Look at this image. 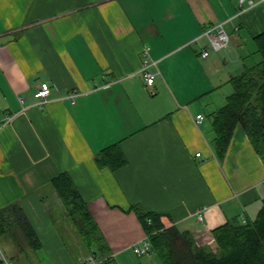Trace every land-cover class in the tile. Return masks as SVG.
<instances>
[{"label":"crops","instance_id":"0c3cea01","mask_svg":"<svg viewBox=\"0 0 264 264\" xmlns=\"http://www.w3.org/2000/svg\"><path fill=\"white\" fill-rule=\"evenodd\" d=\"M253 1L0 0V114L14 115L0 128V210L19 204L41 241L34 250L22 235L18 245L6 238L14 264L43 249L66 257L54 213L62 204L51 183L63 172L117 264L148 241L132 204L191 231L198 245L212 243L213 230L228 220L255 218L264 162L240 124L219 160L210 116L264 30V0ZM219 23L229 49L203 56L210 46L204 30ZM230 49L243 65L230 60ZM145 57L157 61L151 85ZM43 82L51 94L40 105L35 92ZM112 144L127 158L116 170L95 160Z\"/></svg>","mask_w":264,"mask_h":264},{"label":"trees","instance_id":"16d2710c","mask_svg":"<svg viewBox=\"0 0 264 264\" xmlns=\"http://www.w3.org/2000/svg\"><path fill=\"white\" fill-rule=\"evenodd\" d=\"M260 60L246 64L239 74L229 79L233 90L226 102L210 116L214 129L212 148L219 160L228 152L237 125H241L256 152L264 162V30L253 37ZM95 160L101 167L116 170L127 162L118 144L103 148ZM61 201L62 213L82 237L96 264H117L111 247L95 220L88 202L83 198L72 177L63 172L51 180ZM150 244L149 252L156 253L163 264H264V196L262 207L253 219L233 218L213 230V242L198 245L194 234L176 225L166 226L160 212L132 204ZM19 226L25 244L39 249L41 241L26 214L17 203L0 210V235L9 234L15 244L13 225ZM21 245V243H19ZM0 264L5 262L0 259ZM141 264V263H137Z\"/></svg>","mask_w":264,"mask_h":264},{"label":"rangeland","instance_id":"374dc122","mask_svg":"<svg viewBox=\"0 0 264 264\" xmlns=\"http://www.w3.org/2000/svg\"><path fill=\"white\" fill-rule=\"evenodd\" d=\"M222 52L226 53L225 51H222ZM252 52H254V48L253 50H251L250 56L247 55L248 52H245V55H247L246 57L247 60L245 63L249 65L254 64L255 62L259 61L261 58L259 54H254V53L252 54ZM228 53L231 56L230 60L234 59L235 61H240V64L243 65V60H242L243 57H241L235 50L230 49ZM232 90H233V87H232ZM261 204H262V201H261ZM54 211H55L54 213L56 216L55 226H56L57 231L61 235V238L63 241L62 242L63 247L66 252V257H64V259H55L51 256L48 250L43 249L37 254L34 251H32L34 253L33 258L26 260L25 264H93V262H91L92 258L91 256H89V251L87 247L85 246L82 237L78 234L76 228L71 223L66 213L64 212L63 214L61 209H55ZM251 217H254V216H251ZM12 230L14 231L13 236H15V238H18L19 236L22 235L19 226L16 224L13 225ZM9 236L10 235L6 233L0 235V243L2 244V247H4L5 239L8 238ZM6 253L11 263L14 264L13 259L8 255L7 251ZM129 255L130 257H128L127 262L124 261L125 264H129L130 262H133V263L143 262L144 264H163L159 256L153 252L151 256L137 255L135 253H129Z\"/></svg>","mask_w":264,"mask_h":264},{"label":"built area","instance_id":"2783aa9c","mask_svg":"<svg viewBox=\"0 0 264 264\" xmlns=\"http://www.w3.org/2000/svg\"><path fill=\"white\" fill-rule=\"evenodd\" d=\"M250 3L252 6L254 5L253 0H250ZM204 34L209 39L210 46L204 49V51L202 52L203 56L209 55L210 48H213L215 50L227 49L230 45V35L226 31L223 23L207 26L204 30ZM156 64H157L156 60L150 59L148 57L144 58L142 69L144 71L148 85L153 84L156 76V73L149 70V68L151 66H155ZM50 94H51L50 85L47 82L41 83L35 92V96L38 99V104L42 105L45 102H47ZM13 116H14L13 114L8 112L0 114V128L5 124L9 123L13 119ZM198 117L201 118L202 115L200 114ZM203 217L204 215L202 213H199V218L201 220L203 219ZM149 249H150V244L148 241H144L142 244L134 246V251L139 255H144L149 253ZM0 259H2L5 262V264H12L9 258L7 257L1 243H0Z\"/></svg>","mask_w":264,"mask_h":264}]
</instances>
